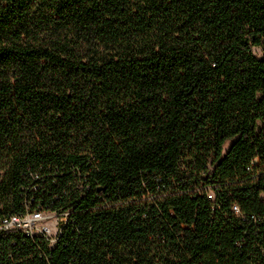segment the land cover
<instances>
[{"label": "trees", "instance_id": "obj_1", "mask_svg": "<svg viewBox=\"0 0 264 264\" xmlns=\"http://www.w3.org/2000/svg\"><path fill=\"white\" fill-rule=\"evenodd\" d=\"M255 47L264 0H0V218L31 174L71 212L53 249L0 237V264H264Z\"/></svg>", "mask_w": 264, "mask_h": 264}, {"label": "built area", "instance_id": "obj_2", "mask_svg": "<svg viewBox=\"0 0 264 264\" xmlns=\"http://www.w3.org/2000/svg\"><path fill=\"white\" fill-rule=\"evenodd\" d=\"M31 176L34 181L25 187V191L32 194H26L24 211L0 218V237L14 243L16 236H22L23 239H31L38 245L46 244L48 249H53L70 219L71 212L43 207L34 194L40 187L37 182L40 177L34 174ZM233 209L236 213L240 212L237 205Z\"/></svg>", "mask_w": 264, "mask_h": 264}, {"label": "rangeland", "instance_id": "obj_3", "mask_svg": "<svg viewBox=\"0 0 264 264\" xmlns=\"http://www.w3.org/2000/svg\"><path fill=\"white\" fill-rule=\"evenodd\" d=\"M257 57L264 56V47H255ZM259 133L264 135V123H259ZM227 147V145L225 146ZM257 162L264 165V159L257 158ZM264 181V179H263ZM264 197V194L262 195ZM119 256L124 258H170L180 259L186 257L182 245L178 243H168L160 240L150 241H127L122 240L116 243Z\"/></svg>", "mask_w": 264, "mask_h": 264}]
</instances>
